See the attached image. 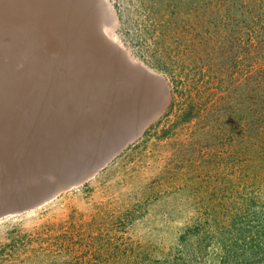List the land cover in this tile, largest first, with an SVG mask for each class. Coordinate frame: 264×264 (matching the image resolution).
I'll use <instances>...</instances> for the list:
<instances>
[{"label":"rangeland","instance_id":"rangeland-1","mask_svg":"<svg viewBox=\"0 0 264 264\" xmlns=\"http://www.w3.org/2000/svg\"><path fill=\"white\" fill-rule=\"evenodd\" d=\"M0 11V264H264V0Z\"/></svg>","mask_w":264,"mask_h":264},{"label":"bare ground","instance_id":"bare-ground-1","mask_svg":"<svg viewBox=\"0 0 264 264\" xmlns=\"http://www.w3.org/2000/svg\"><path fill=\"white\" fill-rule=\"evenodd\" d=\"M0 13H1V11H0ZM76 17V16H75ZM69 21H71L70 19H69ZM67 22H68V19H67ZM75 30V29H74ZM74 30L72 29L71 30V32L74 34L75 32H74ZM92 39V38H91ZM98 40V39H97ZM46 41V40H45ZM49 43H51V42H49ZM48 44V43H47ZM96 44V43H95ZM103 49V48H102ZM106 51V50H105ZM48 191V189L44 192V193H41L40 191H39V189H37V190H35L34 192H37L38 194H40V196L42 195V194H46V192ZM37 196H39V195H37ZM44 199H47V197H45V196H43V197H40V198H38L35 202H33V203H36V202H39V201H41V200H44ZM17 203V202H16ZM32 203V204H33ZM17 204H19V203H17ZM31 204V205H32ZM30 206V205H29ZM20 209V208H19Z\"/></svg>","mask_w":264,"mask_h":264},{"label":"water","instance_id":"water-1","mask_svg":"<svg viewBox=\"0 0 264 264\" xmlns=\"http://www.w3.org/2000/svg\"><path fill=\"white\" fill-rule=\"evenodd\" d=\"M112 46H113V45H112ZM19 211H21V210H13L12 212L4 211V212H1V213H0V217L3 216V215H7V214H9V213H17V212H19Z\"/></svg>","mask_w":264,"mask_h":264}]
</instances>
